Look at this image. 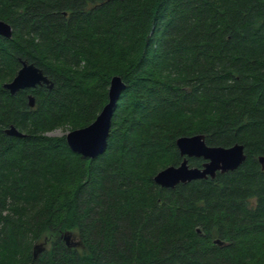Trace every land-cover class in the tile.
<instances>
[{
	"label": "trees",
	"instance_id": "trees-1",
	"mask_svg": "<svg viewBox=\"0 0 264 264\" xmlns=\"http://www.w3.org/2000/svg\"><path fill=\"white\" fill-rule=\"evenodd\" d=\"M0 20V264H264V0H0ZM20 61L51 88H2ZM112 75L124 88L101 153L43 134L90 123ZM193 134L245 158L156 185Z\"/></svg>",
	"mask_w": 264,
	"mask_h": 264
},
{
	"label": "water",
	"instance_id": "water-1",
	"mask_svg": "<svg viewBox=\"0 0 264 264\" xmlns=\"http://www.w3.org/2000/svg\"><path fill=\"white\" fill-rule=\"evenodd\" d=\"M0 36L9 38L11 36L10 26L0 20ZM44 84L48 89L52 83L42 73V70L32 63L20 61V67L14 76L1 84L2 88L10 94L26 88H34L36 85ZM124 88V82L117 75L109 78L107 86V101L102 105L94 119L86 126L67 131L64 135L67 147L82 157L93 158L101 153L106 144V137L110 127V118L120 91ZM27 105L33 106L34 99L30 94L26 95ZM3 132L8 136L23 137L25 134L18 131L12 125H8ZM174 145L181 160L177 165H167L152 175V181L162 188H173L176 184L187 183L191 180L213 178L215 173H224L233 170L244 160L245 154L241 144L231 146H208L203 141V135L193 134L189 136H178ZM190 157L201 158L203 161L199 167L189 166L187 159ZM264 157L259 156L258 161L262 165ZM70 232L61 234L66 247L74 246L68 244L71 238ZM213 243L218 245L221 241L214 239ZM45 241L36 242L31 246V255L36 257L45 249Z\"/></svg>",
	"mask_w": 264,
	"mask_h": 264
},
{
	"label": "rangeland",
	"instance_id": "rangeland-1",
	"mask_svg": "<svg viewBox=\"0 0 264 264\" xmlns=\"http://www.w3.org/2000/svg\"><path fill=\"white\" fill-rule=\"evenodd\" d=\"M69 130H70V129H68L66 126H63V127L59 126V127H56V128H52V129H50V130L44 132L43 134L46 135L47 137L58 138V137H60V136H62V135H65V133H66L67 131H69ZM157 171H158V170H157ZM151 191H152V193H156V191L154 190L153 187H152ZM140 192H141V191H140ZM131 203H132V201L129 200V204H130V205H131ZM43 241H45V240H43ZM46 247H48V242H47V244H46ZM46 247H45V248H46Z\"/></svg>",
	"mask_w": 264,
	"mask_h": 264
},
{
	"label": "flooded vegetation",
	"instance_id": "flooded-vegetation-1",
	"mask_svg": "<svg viewBox=\"0 0 264 264\" xmlns=\"http://www.w3.org/2000/svg\"><path fill=\"white\" fill-rule=\"evenodd\" d=\"M26 62V61H25ZM26 63H28V62H26ZM19 67H20V65H19ZM44 85V84H43ZM45 86V85H44ZM2 87V86H1ZM27 95V94H26ZM180 160H181V157H180ZM203 161V160H202ZM202 161L200 162V165H201V163H202ZM189 165V164H188ZM71 235H72V237L71 238H69V239H67V243L70 245V244H73V242H76V244L74 245V246H70V247H68V248H74V249H80V248H82V244H81V240H80V238H79V236L75 233V232H71ZM63 240V239H62ZM64 242V241H63Z\"/></svg>",
	"mask_w": 264,
	"mask_h": 264
}]
</instances>
